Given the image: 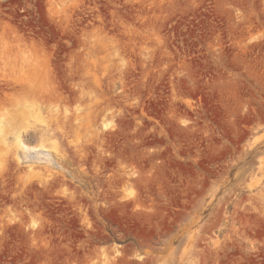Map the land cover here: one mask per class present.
I'll use <instances>...</instances> for the list:
<instances>
[{
  "label": "rangeland",
  "instance_id": "rangeland-1",
  "mask_svg": "<svg viewBox=\"0 0 264 264\" xmlns=\"http://www.w3.org/2000/svg\"><path fill=\"white\" fill-rule=\"evenodd\" d=\"M21 64L79 126L0 148V264H264V0H0Z\"/></svg>",
  "mask_w": 264,
  "mask_h": 264
},
{
  "label": "bare ground",
  "instance_id": "bare-ground-1",
  "mask_svg": "<svg viewBox=\"0 0 264 264\" xmlns=\"http://www.w3.org/2000/svg\"><path fill=\"white\" fill-rule=\"evenodd\" d=\"M28 67L29 66L26 67V65L24 66L22 64L19 65L18 68H17V70H16L17 76L10 77V79H8L7 81H4L0 85V100H2L3 98L6 99L8 97V95H9L8 94L9 92L7 91V90H9L8 89L9 87L6 88L5 86H9L10 85V87H11V85H13L14 88H16V90L18 89L19 91L22 92V96L19 97V98H17L14 101L15 103L12 105V110L10 112H8V113L0 114V148L5 149L6 151H10L11 150L12 151V154L14 156L16 155L14 152H16L15 150L18 147H20V146L25 147L24 146V143H23V136H24V133L27 132V129H32L33 132L36 135H38V137H39V139H38V142L39 143L37 145L38 149L47 150V149H54V145H55V142L53 140L54 138H53V135H52V130H51V127H50V125H51L50 122L53 123V121H54V123L55 122H59L61 124H62V122L63 123L66 122L65 125L67 124L70 128H74L75 126L78 125V122H79L78 121L79 120V115L77 114V111L78 110L77 111H73V112L71 111L70 112V110H68V109H63L62 110V109L56 108L55 106L52 107V101H53V98L55 100V97L51 96L50 93L53 90L50 93L47 92L46 90H44L42 88V86H40L36 82L38 79L35 81L34 78L32 79L30 76L28 77V75H26V73L27 74L28 73H32V71H33L32 70L33 68L30 67L29 70L30 69L31 70H30V72H28V69H27ZM79 69H81V68H79ZM89 82H90V84L93 85V87H94V85H96V87L98 86V88H99V86L101 85V82L100 81H96V80H93V79L90 80ZM87 84H88V82H87ZM71 86L73 88V89H71V91H72L71 93L72 94L74 93V95H76L78 93L79 94L81 93L80 88H79L80 83L78 85V82L75 81V82H72L71 83ZM77 86H78V90L76 89V91H74V88L75 87L77 88ZM53 94L56 95V97H57L56 100H60L59 98H62L63 97L62 95H64V92H62V91H58V92L55 91V92H53ZM50 96L53 97L51 102H50V100H51L50 99L51 98ZM91 100H93V97H92ZM75 122H77L76 125L74 124ZM111 124H112L111 121H103L101 123V126H97V123L94 122V123H91L90 126H89V128H87V129H89L88 131L93 136L101 137V136L104 135L105 130H107V129H109L111 127ZM67 125H66V127H67ZM106 125H110V127H106ZM53 132H55V131H53ZM54 135H56V133ZM57 135H58V133H57ZM59 136H60V134H59ZM250 143H252V142H250ZM25 148H27V147H25ZM74 148H75V146H74ZM30 167H31V165H29V168ZM255 167H256V165H255ZM255 167H253V168H255ZM251 177L249 176V178H251ZM126 178H128V177H126ZM124 181H127V179H124ZM217 210L218 209H216V211ZM210 219H211V217H210ZM210 223H211V221H210ZM198 252L199 251H197L195 253H198ZM190 253H193V252H190Z\"/></svg>",
  "mask_w": 264,
  "mask_h": 264
},
{
  "label": "snow or ice",
  "instance_id": "snow-or-ice-1",
  "mask_svg": "<svg viewBox=\"0 0 264 264\" xmlns=\"http://www.w3.org/2000/svg\"><path fill=\"white\" fill-rule=\"evenodd\" d=\"M106 127H110V125H106ZM33 227H35V225H33ZM117 255H119V253H117ZM138 259H143V257H138Z\"/></svg>",
  "mask_w": 264,
  "mask_h": 264
}]
</instances>
